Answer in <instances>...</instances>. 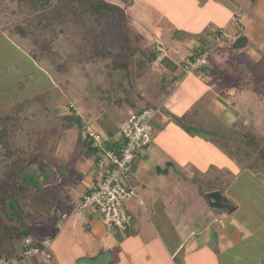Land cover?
<instances>
[{
  "label": "crops",
  "instance_id": "1",
  "mask_svg": "<svg viewBox=\"0 0 264 264\" xmlns=\"http://www.w3.org/2000/svg\"><path fill=\"white\" fill-rule=\"evenodd\" d=\"M123 1L125 2V0H116L117 4ZM129 1L132 5L134 0H127ZM150 1L145 2L149 4ZM157 1L162 5L166 0ZM178 1L179 4L174 5L172 11L165 12L159 17L157 23L151 24V30L147 29L142 20L134 19L126 13L131 33L134 31L135 35L139 36V45H150L149 47L152 48L154 44L162 43L166 47L164 57L167 56L169 60L164 64L158 59L156 61L162 64L163 69L157 91L153 93L149 89L146 90L144 83L139 81L141 92H135L134 85L131 84L132 80H126L125 88H122V91L128 93L123 99L126 104L120 105L117 100L121 99L123 94L121 91L114 93L112 84L124 77L126 71L120 76L117 73L118 77L114 76L108 81L102 82L96 79L97 82L79 93L74 94L66 88L62 90L54 88L48 95H43L46 99L44 105L50 104V109L43 107L41 116L56 119L55 131L60 127L59 116H76L80 120L64 122L63 132L56 139L58 141L56 148L53 147V143L50 149L56 163L60 164V170L59 168L58 170L62 173V178L59 175L58 181L54 179L50 187L41 180L38 182V184L42 182L40 185L27 184L23 191L25 184L18 173L22 172L24 164L28 165L31 159H25V157L16 158L18 161L13 159L19 153H23L22 147V150L14 147L16 153L14 152L12 157L2 155L0 152V161L11 162V165L8 167L5 165L2 168L0 179L6 182V178L15 177V183L22 186L20 192H14L15 190L9 192L10 205L13 202L18 204L17 208L25 216L27 226L30 224L37 226V229L33 230L36 233L34 240L49 238L52 241L53 258L51 260L45 261L42 256L30 259L18 257L13 264H78L82 258L95 259L106 251L112 254L109 264H264V201L261 203L255 201V206L252 207L241 205L237 202L239 200L230 199L232 205L229 211L216 213L206 200V203L202 201L196 203L190 215L170 213L167 211V206L173 204L175 198L173 193H167L168 189L163 188L167 187L168 183L178 186L181 183H177L176 179L172 180L168 175L175 174L171 172L172 170H169L167 174L158 172L155 175H150L146 171L156 170L157 167H162L164 162L170 161L169 166L172 167L176 163L174 155L165 151L162 146L179 138L181 130L185 131L180 118H183L188 111L194 112L193 107L187 105V98L194 97L196 105L206 109L212 116L220 118L229 115L231 111L235 112L238 106L236 102L241 98H247V101L253 102L259 100L263 105L262 110L264 109V69H258L264 66V0H187L184 5V0ZM185 4H189L193 9L192 13L195 16L193 24L187 22L188 25H184L186 21H190L189 13H191ZM208 6L211 8L212 16L206 22L204 17L208 16V12L204 10ZM241 6H243V14L240 20L243 29L238 31L233 16ZM168 8L166 6V10ZM124 9L127 11L128 7ZM201 18L207 25L215 26L214 37L218 30L226 32L223 41L225 47H233L236 39L242 35L248 38L244 47L233 51L234 56L239 52L238 60L242 61L239 67L244 74L240 79L229 77L227 70L221 67L216 70L212 62L208 67L210 73L204 79L186 76L183 73L182 61L189 52L206 47L215 48L221 44H215L216 42H210L207 39V45L203 47L202 39L197 42L191 38L192 36H187L190 28L198 24ZM203 26L200 28L198 26V29H194L191 33L203 32ZM178 30L184 31L183 34H179ZM6 34L4 32V36ZM174 37H177L178 41L169 42ZM10 39L8 41L11 42ZM227 56L230 60L233 57L231 53ZM250 67L252 69L249 73L247 69ZM213 73H217V81L212 79ZM129 77L131 78L130 74ZM106 82L109 86L103 87V84L106 86ZM66 84H69L67 79ZM92 89L94 91H91ZM27 104V100H23L16 104L14 109L17 134L13 137V141L16 146L17 137L24 136V132H18L17 129H20L21 122H26V120L22 121L20 114L26 112ZM150 105L157 109L153 140L139 153L131 170L132 181L139 185V196L143 203H140L138 199H132L129 202L135 219L133 227L128 232H122L117 228L109 229L98 210L76 209L83 195L95 187L99 172L98 152L89 149L87 139L80 142L82 136H80L79 127L83 123L82 125L87 128L92 124L98 129L104 128L109 138L106 139L107 146L118 147L123 141L124 121L133 113ZM32 110H34L33 107L30 108V112ZM17 112L20 114L18 115ZM227 119L231 122L230 118ZM227 119L224 120L231 124ZM36 127L46 131L45 127ZM69 130L71 137L67 139L65 137ZM29 133L26 135L31 138L32 133ZM170 135H174V138ZM34 140L36 142L32 143L31 148H36L37 141H41L40 138ZM79 143L83 148L80 149ZM85 150L87 154L84 153ZM77 152L81 153L78 157L75 155ZM22 161V165L15 164ZM13 162H15L14 165ZM32 186L38 190V193H33ZM45 193L49 195V198L46 196L42 198ZM257 193L264 199V190L263 194ZM38 198H40L39 202ZM241 207L244 210L251 209V212L233 214L241 210ZM252 210L254 213L258 210V214H252ZM16 220L20 223L19 219L13 217L10 221L15 224Z\"/></svg>",
  "mask_w": 264,
  "mask_h": 264
},
{
  "label": "rangeland",
  "instance_id": "2",
  "mask_svg": "<svg viewBox=\"0 0 264 264\" xmlns=\"http://www.w3.org/2000/svg\"><path fill=\"white\" fill-rule=\"evenodd\" d=\"M108 1L117 3L116 0ZM145 1L150 0H134L132 5H130V1L127 2L125 0V2L123 1L118 4H121L125 8L128 7L126 13L134 19L142 20L148 30H151V24L153 22L157 23L162 14L165 12L169 13L173 10L174 5L179 4L178 0H166L162 5L157 0L155 2L150 1L151 3L149 4ZM186 1H183V5ZM225 2L227 4V1ZM185 5L191 13H189L190 21H186L184 25H188L187 22L193 24L195 22V16L192 13L193 9L189 4ZM21 6H24L21 7L25 9L26 12L24 13L30 12V7L26 5ZM166 6L169 7L167 10ZM204 12H208V16L204 17L207 22L209 17L212 16L211 8L209 6L206 7ZM24 13H19V3L17 1L0 0V21L3 20L6 23L5 26L8 27L5 36L0 34V110H4L5 112L10 111L14 114L16 104L23 100H27L28 102L25 109L26 112H22V114L17 112L18 115H21L22 121L26 120V122H21L20 129H17L18 132H24V136L17 137L16 146L19 150L22 147L23 153H19L13 158L15 161H18L16 158L20 159L24 157L25 159H31L30 164L28 163L27 165L25 163L22 172L18 173L19 178L25 184L23 191L25 190L24 187L28 186L27 184L31 186L40 185L42 182H45L50 187V183H53L54 179L58 181L59 175L60 178L63 176L59 171L60 164L56 163V159L50 150L54 141L58 139L55 131L57 121L54 117L47 118L41 116L43 107L50 109V104L44 105L46 99L43 95H48L54 88L61 90L66 88L68 91L74 92V94L75 92L79 93L89 88L94 82H97L96 79L104 82L114 76L118 77L117 73L120 76L123 72H126L124 69H120L113 76H110L111 69L106 66V63L107 61L110 63L112 59L108 58V60H104L101 56H92L91 46H84L86 40L83 38V32L71 23L64 26V28L57 27L58 29H63V31L56 33V39L53 40L52 44L50 42L46 43L47 40L50 41L49 35L48 37L45 36L47 37L46 39L44 38V40L35 43V38H32L31 35L21 37L11 32L9 27L14 26L16 21H23L25 19ZM66 18L65 15L64 19ZM85 20L87 25L95 24L89 15H85ZM198 26L199 28L204 27L203 32L196 33L197 31L195 30L196 32L191 33L194 29H198ZM214 28L215 26L207 25L201 18L198 24L190 28L187 36H192L191 38L197 42H200V39H202L201 44L203 47H206L207 39L210 42H216L213 36ZM98 30H101V28ZM183 32L182 30H178L179 34H183ZM103 34L113 44L117 42L115 40L120 34V29L118 25L108 24L106 28L104 27ZM131 35L132 40H134V46H132V51L130 49L133 59L129 70L134 91L141 92L139 81H142L146 90L149 89L154 93L160 87L163 76L162 64L156 61L151 63L148 56L151 50L150 45H139V36L135 35L134 31ZM84 37L91 39L90 35H86V33ZM9 39L11 42L8 41ZM177 41V37H174L169 42L176 43ZM236 50L233 47H225V42H222L219 46L211 49L210 65L212 62L216 70L221 68L226 69L229 77L240 79L244 71L240 68L242 61L238 60L239 52L234 56L233 51ZM230 53L233 55L231 60L227 56ZM259 59L258 64H260ZM251 69L252 67L248 68L247 71L250 73ZM258 69L263 70L264 66H260ZM66 79L69 84H66ZM212 79L217 81V73H213ZM108 84L106 82V86L104 84L102 86L107 87L109 86ZM141 89L143 90V86H141ZM91 91H94V89ZM121 92L126 94L124 91ZM124 94L122 95L123 97L125 96ZM186 101L188 106L193 107L194 112L188 111L183 118H180L183 122L181 125L185 128V131L181 130L179 138L173 139V141L170 140L172 142H168V144L162 146L165 151L171 152L170 154L174 155L173 157L177 164L174 163L173 167L169 166V161L164 162V165L157 167L156 170H146L150 175H155L158 172H165L167 174V172H170L169 170H172L171 172L175 174L169 173L168 175L172 180L176 179L177 183H181L179 186L168 183L167 187L163 188L168 189L167 193H173L175 198V202L167 206V211L190 215L194 211L196 203L201 201L203 203L207 202L204 196L205 191L219 188L222 189L224 195L229 199L239 200L237 202L241 203V205L254 207L255 201L257 203L264 201L263 197L257 193L263 194L264 190V158L258 153V148L264 144V109L262 110L263 105L260 101L256 100L253 102L247 101V98H241L240 101L236 102L238 106L235 108V112H229L230 114L224 118L212 116L206 109L204 110L198 104L196 105L194 97H189ZM124 104H126V101L120 100V105ZM32 107L34 110L30 112V108ZM227 118H230L231 122ZM224 119H227L231 124ZM36 126L46 128L45 135L41 141L32 133V128ZM82 127H79V133L82 136L80 142L85 141V139L88 140L87 127ZM91 127L101 132L105 139H109L104 128L102 130L98 129L93 124ZM26 131L27 133H32L31 138H28ZM169 132L171 133L172 131ZM70 134L71 131L69 130L65 138L69 139L71 137ZM170 136L174 138V135ZM34 139L38 140V145L36 148H31L32 143L36 142ZM78 146L80 149L83 148L80 143ZM95 151L99 153L102 149H95ZM84 153L87 154V150ZM9 155L7 157H10ZM75 155L78 157L81 153L77 152ZM161 163L163 164V161ZM15 164L22 165L23 161ZM5 165L8 167L11 165V162L0 161L1 173ZM9 170L11 171V168ZM40 180L42 182L38 184ZM15 182V177L6 178V182L0 179V215L4 220L8 221L12 218L9 211V200L11 199H9L8 194L11 190H15L14 192L22 190V186ZM31 190L33 193H38V190L33 186ZM45 196L49 198V195L46 193L42 198ZM31 197L33 198L32 195ZM37 200L39 202L40 198ZM13 205L18 206L16 202H13ZM241 212L250 213L251 209L244 210L241 207V210H237L233 214L240 215ZM255 213L258 214V210H255ZM255 213L252 210V214ZM28 221L30 220L28 219ZM15 223L19 222L16 220ZM35 229H37L36 225H28L27 235L35 238L36 233L33 231ZM183 230L185 231L184 227ZM24 237L25 235L22 234L20 239H24ZM16 249L18 251L11 255V257L19 256L21 245H17Z\"/></svg>",
  "mask_w": 264,
  "mask_h": 264
},
{
  "label": "trees",
  "instance_id": "3",
  "mask_svg": "<svg viewBox=\"0 0 264 264\" xmlns=\"http://www.w3.org/2000/svg\"><path fill=\"white\" fill-rule=\"evenodd\" d=\"M14 1H17L19 3L20 14L21 12H26L24 8H21L24 6L21 5H26L30 7L31 10L29 13H24L25 21H16L14 26L9 27L11 32L18 34L21 37L31 35L32 38H35V43L44 40V38L46 39L49 35L50 41L47 40L46 43L50 42V44H52L54 42L53 40L56 39V33L63 31V29L58 28H64V26H67L71 23L77 29L79 28V30L83 32L84 36L85 33L86 35H90L91 39H88L89 37L87 38L84 36L83 38L84 40H86V44L84 43V46H91L90 48H92V56H101L104 60H108V58L112 59L110 63L108 61L106 63V66L110 68L112 72H110V76H113V74L120 69H124L125 71H127V73L124 74V77L118 79V81L113 82L112 87L114 93L122 91V88H125L124 86L126 80H131V78L129 77V69L133 59V54L130 52V49L132 51V46H134L132 40L133 38L131 37L132 33L130 30L126 11L120 4L109 2L107 0ZM65 15L67 17L66 19H64ZM85 15L91 16L95 24L87 25V23H85ZM108 24H112L115 26L118 25L120 29V34L115 40L117 42L114 41L115 43L113 44L110 40L108 41L106 39V36L103 34L104 27L106 28ZM5 25L6 23L3 20L0 21L1 35H4V32L8 30V27H6ZM99 28H101V30H98ZM157 44L158 43L154 44V46L149 51L150 55L148 56L150 57L149 59L151 61H157L158 59L159 53L156 50ZM159 44L163 45L162 43ZM204 49L206 48H203L202 50ZM202 50H197L196 52H201ZM167 60L169 59L167 56H165L162 59L161 63L164 64L165 62H167ZM209 73L210 71L207 67L206 76ZM131 84L133 85L132 82ZM130 87L132 88V86ZM127 94L128 93L124 94L125 96H122L121 99L118 98L117 101H119L120 103V100H123V98L125 99ZM9 112L0 110V152L2 153V155L8 156L10 154L9 156L12 157L14 152L16 151V148H14L16 147V143L13 141V137L17 134V123L14 114L11 112L10 114ZM58 118L60 121V127L56 131L57 136H60L63 132L64 122L72 120L80 121L76 116H59ZM18 123H20V121ZM82 126L83 125L80 124V127ZM32 133L36 135V137L42 139L45 131L43 128L36 127L34 128V130H32ZM57 142L58 141L54 142V148H56ZM89 145L90 150H95V148L91 146L90 142ZM258 153L264 158V144L258 148ZM27 230V225L25 227H22L19 223L14 224L11 221L4 220L0 215V257H11V255L16 253V251H18L16 249L17 245H21L20 240L22 239H20V236L22 234H24L25 237L29 236L27 235Z\"/></svg>",
  "mask_w": 264,
  "mask_h": 264
},
{
  "label": "built area",
  "instance_id": "4",
  "mask_svg": "<svg viewBox=\"0 0 264 264\" xmlns=\"http://www.w3.org/2000/svg\"><path fill=\"white\" fill-rule=\"evenodd\" d=\"M242 14L243 6L233 16L238 31L243 29L240 20ZM225 37L224 30L216 32L215 44L222 43ZM212 48L206 47L201 52H189L182 61L183 73L186 76L204 79L206 68L210 65ZM156 50L159 53L158 60L162 61L166 54V47L158 43ZM156 114L157 109L152 106L133 113L122 125L123 141L118 147H108L106 139L100 132L91 127L87 128L91 146L102 151H99L97 158L99 172L95 187L83 195L76 209L98 210L109 229L117 228L122 232H128L133 227L135 219L129 202L132 199H138L140 203H143L139 196L138 185L132 181L131 168L139 153L152 143ZM38 256L44 257L45 261L53 258L52 241L49 238L36 241L31 237H24L19 256L0 257V264H13L18 257L30 259Z\"/></svg>",
  "mask_w": 264,
  "mask_h": 264
},
{
  "label": "water",
  "instance_id": "5",
  "mask_svg": "<svg viewBox=\"0 0 264 264\" xmlns=\"http://www.w3.org/2000/svg\"><path fill=\"white\" fill-rule=\"evenodd\" d=\"M247 42L248 38L245 35H242L236 39L233 47L235 49L242 48L247 44ZM204 195L206 196L211 209L216 213H226L232 205V201L224 195L220 189L204 192ZM9 211L12 217L19 219L22 227L26 226L25 216L22 211L17 208V206H14L13 203H11ZM111 259L112 254L109 251H106L95 259L82 258L79 260L78 264H109Z\"/></svg>",
  "mask_w": 264,
  "mask_h": 264
}]
</instances>
